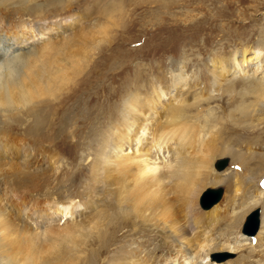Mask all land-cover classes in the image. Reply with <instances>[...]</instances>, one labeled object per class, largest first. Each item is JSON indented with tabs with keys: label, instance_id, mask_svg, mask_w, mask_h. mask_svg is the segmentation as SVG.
Returning <instances> with one entry per match:
<instances>
[{
	"label": "rangeland",
	"instance_id": "obj_1",
	"mask_svg": "<svg viewBox=\"0 0 264 264\" xmlns=\"http://www.w3.org/2000/svg\"><path fill=\"white\" fill-rule=\"evenodd\" d=\"M37 4L42 5L41 14L14 12L15 19L25 21L24 27L14 30L16 22L11 24L13 28H6L21 33L22 41L36 39L38 47L70 34L87 35L89 48L82 49L90 56L88 68L79 77V85L72 93L75 97L64 105V110L79 113L80 123L89 125L81 124L84 134L77 138L69 132L66 140L52 139L53 129L47 128L43 136L35 138L28 134L21 143L12 142L9 145H14L10 149L3 148L5 156L0 163H26L25 160L32 159L30 164L26 163L28 171L37 173L40 178L32 184L27 181L21 185H7V188L3 186L0 191L5 201L1 205L4 208L6 205L5 211L17 227L42 235L45 230L60 231L68 224L88 223L96 213L107 208L97 204L98 199L106 196L105 189H109L103 182L95 185L97 190L93 196L90 197L87 190L92 161L98 157L94 145L90 144L101 143L117 126L122 129L119 123L131 119L129 110L125 109L136 96L143 103L138 107L140 113L145 112L140 120L147 121L148 129L144 133L139 131L138 137L143 141L137 149L146 140V149L157 157L159 172L183 157L198 153L207 142H212L217 152L204 182L201 180L204 190L221 188L215 208L222 212L216 219L200 206V196L187 211L189 214L180 210L181 204L174 192L167 197L172 210L178 213L181 226L188 229L190 239L194 241L198 237L205 243L203 246L209 243L211 248L217 244L239 247L245 239L252 240L254 250L233 251L232 257L217 260L211 257L213 253L227 251L212 249L209 252L206 246L198 252L196 244L173 241L170 223L139 218L133 219L134 226L124 229L123 232L132 233H127L129 238L121 245L131 253L137 252L140 258L150 250L155 252L153 264H177L182 249L191 254V260L183 264H227L229 261L230 264H264V254L255 240L264 217V0H39ZM32 20L36 27L30 25ZM35 36H43V39L38 42L40 38ZM242 57L257 58L243 64ZM57 98L64 101L63 95ZM63 101L57 107H61ZM179 108L181 111L177 112ZM184 113L188 114L187 121L182 116ZM199 113V117H209V122L205 125L203 120L197 135V132L187 133L191 138L182 141L187 142L183 151H178L176 139L170 135V142L167 138L159 142L163 147L158 150L156 138L153 139L157 131L160 134L178 128L185 130L192 125L191 120H197ZM133 127L137 128L131 126L129 134L135 132ZM122 141L126 143V139ZM114 144L113 141L108 144L107 153ZM16 145L21 147L19 159L12 157L17 154ZM156 150L160 156L156 155ZM133 152L130 156L137 157ZM175 152H181L177 159ZM234 156L242 161L237 162ZM146 157H141L142 161ZM222 158L227 159L228 166L218 171L215 161ZM237 179L244 184L242 192L238 191L236 196L235 186L229 187V183ZM72 182L77 185L75 189L71 187ZM171 183L166 181L168 188ZM230 198H234V202L228 206ZM257 200L260 218L258 214L256 235L244 232L245 235L243 222ZM64 207L69 211L73 208L74 214L65 216ZM88 226L91 228L93 224ZM88 226L86 230H90ZM41 238L46 239L45 234ZM56 238L64 249L75 247L72 239ZM84 238L75 240L81 256L90 249L83 246ZM116 253L112 251L108 264L127 261L120 257L122 254ZM2 259L4 264L12 262L6 256Z\"/></svg>",
	"mask_w": 264,
	"mask_h": 264
},
{
	"label": "bare ground",
	"instance_id": "obj_2",
	"mask_svg": "<svg viewBox=\"0 0 264 264\" xmlns=\"http://www.w3.org/2000/svg\"><path fill=\"white\" fill-rule=\"evenodd\" d=\"M38 2L39 0H0V161L1 158L5 156L3 148L10 149V147L14 145H9L12 142H16V144L21 143L23 140H26L28 134L36 138L40 135L43 136L46 129L50 128L53 129L52 139L57 137L56 139L61 138L66 140L69 132L75 138H77V136H82L84 134V126L81 124L89 125L82 122L80 123L77 118L80 117L79 113L69 109L64 110V105L75 97L72 93L79 85V77L88 68L90 56L82 48L88 46L87 43L89 38L86 34L80 32L76 35L70 34L63 37L57 42L47 43L42 47L36 46L35 37L38 36L34 37V42L28 39L22 41L23 36H21L19 32L16 34V31L19 30L18 28L20 26H23L25 21L15 19L13 14H15L14 12L18 14L24 13V11L34 16L41 14L42 5H38ZM16 22L17 27L14 28L16 31L12 32L6 28H13L11 24ZM30 22V25H35V21L32 20ZM38 38H40L38 40L39 42L43 39V36ZM256 58L257 57H242L241 63L247 64L252 59ZM59 95H63L64 101L58 100L57 96ZM131 99L128 109H125L129 110L128 113L131 114V119L119 123L122 129L118 128V126L117 128L115 127L116 131L110 132L107 137L104 136L105 138L102 140V144L97 143V141L95 142L96 144H90V146L94 145L98 157L94 162L92 161L91 165V180L89 181V188H87L90 193L89 196L91 197L96 193L97 188H95V185L98 182H103L105 187L109 189H105L106 198L98 199L97 204H102L101 206L118 212L114 211L110 213L106 210L107 208H104V210H101L98 214L96 213V216L92 220H89L88 223L82 221L76 224H68L69 226L67 225L66 228L60 231L45 230V233L40 235L35 232L30 233L24 231L17 227L13 219L9 216V213L5 211V208H7L6 205L5 208L1 205L2 202L5 203V201H3L4 197L0 195V264H4L2 261V257L4 256L8 257V259L11 258L12 262H10V264H108L109 256L112 251L122 254L120 257L127 260L122 264H153V254H155V252L151 253L150 250L144 257L140 258L137 252L131 253L128 248L121 245L124 239L128 237L127 233H132V231H123L125 228L134 226V218H139L143 221L160 219V221L163 223L165 222V224L170 223V229L173 230V241L178 243L181 240H185L189 245L196 244L195 248L198 252L199 250L202 251L206 246L209 248V252L216 249L220 251L236 252L243 251L245 248L251 250L254 248L252 247V240L247 242L246 239L239 247H232L230 244L225 243L226 245L218 246L217 244V247H215V245L212 248L209 243L203 246L205 243H203V240H199L198 237H196L197 239H194V241L190 239L188 229L181 226L177 216L178 213L172 210L168 202L170 199H167V197H169L170 193L174 192L175 199H178V203L181 204L180 210L185 213L190 211L192 205L197 203L198 197L205 188V185H203L205 175L208 169H210L217 152L214 150L212 142H207L203 147L199 148L198 153H193L189 158L183 157L179 162L174 161V165H170L169 168L167 167V169H162L163 171L159 172L158 163L156 162L157 157L152 156V154H150L152 151L150 152L148 148L146 149V140H144L145 143H142L140 146L141 148L137 149V146L143 141L138 137L139 131L142 130L141 133H144L148 129L145 124L147 121L142 122L140 120V117L145 116V112L142 111L144 113H140L138 109L143 103L141 104V100L136 96ZM61 101H63L62 106L57 107ZM144 107H146L147 110H151L147 105ZM60 111L62 113L59 114ZM179 111H181L180 108L177 112ZM135 112L137 113L134 114ZM199 115L201 114H198L196 121L191 120L192 125L188 126L185 130L178 128L172 129L171 131L166 130L160 134L159 131H157L154 138H152H156V144H158L164 141V139L167 138L168 140L170 136L172 138L174 136L176 139L174 141L175 145L179 148L178 151H183V146H186L187 142L182 141L191 138L193 132H197V135L203 125L201 124L203 120L205 125L209 122V117L204 118L206 115L203 117H199ZM182 116L187 121L188 114L184 113ZM25 117H27V119L30 117V120H26ZM57 117L58 119H56ZM134 125L137 127L136 130L133 127L135 132L129 134L131 126ZM168 135L170 136L168 137ZM195 137L188 142H192ZM124 139H126V143L122 141ZM172 140L173 139H171V141ZM111 141L115 142V144L112 148L110 147L111 150L107 153L106 149ZM168 142H170V140H168ZM134 143H137V145L134 146ZM154 147H156V145ZM158 147V150H162L163 144H158ZM134 148H136V151H134ZM20 149L21 147L15 146L17 154L12 156L14 159L21 158L19 155L22 153ZM158 150H156V155L160 156ZM133 151L138 155L137 157L135 155L130 156V153ZM103 155L106 156L103 157ZM180 155L181 152H175L174 157L177 159ZM144 156H147L145 158L146 160L142 161L141 157ZM148 156L152 157L148 159ZM234 159L237 160V162L242 161L241 158L237 156H234ZM31 161L32 159L25 160L28 164H30ZM26 163L15 161L0 163V191L3 186L7 188V185H21L25 184L27 181L32 184L33 182L39 181L38 179L40 178L37 173L31 174V172L28 171L29 167ZM227 166L226 164L223 169L218 171L225 170ZM79 171H82V168H80ZM103 171L104 175L101 176ZM225 173L224 171V174ZM236 178H238V176H236ZM167 180L172 182L170 186L171 189L166 185ZM201 180H203V182ZM229 184V187L235 186L236 196L238 191L242 192L241 189L244 183L239 181V179L233 182L231 180ZM72 186L74 189L77 187L74 182L71 183V187ZM37 187H39V184ZM233 199L230 198L227 201L228 206L233 204ZM258 200L250 206V209L256 208ZM94 204L95 203H92L91 205L94 206ZM216 206L217 202L209 208L203 209L209 211V215L212 216L213 219H216L217 215L222 212L220 209L215 208ZM62 212L66 213L65 216H72L74 214L73 208L69 211L67 207H64ZM61 220L67 221L65 219ZM263 223L261 231L259 234L257 233L258 236L255 238L256 246L257 248H261L262 254H264ZM91 224H93V226L90 228L88 225ZM86 226H88L90 230H86ZM134 232H136V230ZM120 233L122 234L120 235ZM44 234L46 239L41 238ZM254 234L256 235V233ZM55 236L62 237L63 239H72L70 241L74 243L73 246L75 247L64 249ZM82 237H85L83 246L86 245L90 247L83 256H81L82 254L78 255L75 243L77 238L82 239ZM204 241L208 242V239H204ZM181 255V257L178 258L179 261H177V264L188 263L191 254L186 249H182ZM120 257L116 256L115 258ZM230 263V261L227 262V264ZM195 264L199 263L197 262Z\"/></svg>",
	"mask_w": 264,
	"mask_h": 264
},
{
	"label": "water",
	"instance_id": "obj_3",
	"mask_svg": "<svg viewBox=\"0 0 264 264\" xmlns=\"http://www.w3.org/2000/svg\"><path fill=\"white\" fill-rule=\"evenodd\" d=\"M227 164V159L222 158L215 161L216 169H222ZM221 196V188H206L199 197V204L202 208L207 209L216 203ZM259 208L256 207L251 210L245 217L243 222L242 232L247 234H254L259 225L258 218ZM231 252H217L211 255L212 258L221 260L227 257H232Z\"/></svg>",
	"mask_w": 264,
	"mask_h": 264
}]
</instances>
